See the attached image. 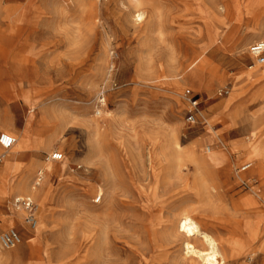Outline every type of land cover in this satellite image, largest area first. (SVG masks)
Returning <instances> with one entry per match:
<instances>
[{
    "label": "rangeland",
    "instance_id": "rangeland-1",
    "mask_svg": "<svg viewBox=\"0 0 264 264\" xmlns=\"http://www.w3.org/2000/svg\"><path fill=\"white\" fill-rule=\"evenodd\" d=\"M246 2L248 15L233 0H0V133L29 129L27 150L0 162V234L15 228L22 237L12 249L0 246V264H186L174 213L194 209L223 242L246 222L237 204L259 178L238 185L222 179L218 165L204 164L219 150L206 120L230 148L252 132L245 120L264 119V63L250 51L262 41L263 14L249 15L264 11V0ZM202 54L208 92L184 70ZM175 81L183 82L178 94ZM187 89L201 102L198 124L186 121ZM37 122L47 147L34 151ZM173 134L187 152L178 163ZM54 152L63 159L52 160ZM34 163L33 194L11 193L9 184ZM44 164L58 171L46 168L35 186ZM196 177L220 193L212 203L196 195ZM100 187L107 196L98 202ZM20 196L37 205L33 249L36 230L23 211L22 219L14 214ZM227 264H264V256Z\"/></svg>",
    "mask_w": 264,
    "mask_h": 264
},
{
    "label": "bare ground",
    "instance_id": "bare-ground-1",
    "mask_svg": "<svg viewBox=\"0 0 264 264\" xmlns=\"http://www.w3.org/2000/svg\"><path fill=\"white\" fill-rule=\"evenodd\" d=\"M233 1L235 3H237L239 6H241V8L245 12V14L248 15V13L246 11V7L249 5V3L246 2V0H233ZM241 3H242V5H241ZM263 12L264 11L257 13L256 11H252V13L249 14V15H253L255 17L256 16H258V17L262 16V14H263V16H262L263 22L261 23V25H259L263 28L262 41H264V13ZM142 17H143V15L141 13V14H138L137 18L141 19ZM256 62L258 64H262L257 59H256ZM186 66L187 67L184 70H186V71L190 70L191 71L189 76L191 78H193L194 80H196L198 88L204 92H208L209 87L206 84V78L210 76V68L207 66V59L203 56V54L196 57L190 64H188ZM176 77H178V76H176ZM172 84H173L172 92L174 94H178L179 93L178 89L181 88L183 82L175 81ZM11 99H14V97H12ZM22 104H24V103H22ZM222 105H223V103L221 102V103L217 104L216 106H214V109H219ZM31 112H35V109L33 107H31L30 113ZM13 114H15V113H13ZM14 118H15V115H14ZM27 120H29V118ZM245 121H249L252 124V126H253L252 132L250 133V135L247 139L237 137L235 139V141L232 142V146L229 148L221 140L219 133L217 134L216 132L213 131L211 122L206 120V122H208V125H209L207 135H209V137H211L212 139L217 141V144L219 145L218 146L219 150L213 152L211 154V156L204 162V164H206V165H218L219 168L221 169L222 179H224L226 176L230 177L231 179H234L235 183L238 185L239 184L242 185V183H243V184H247L249 186L250 182L253 183L252 181H254V178H256V177L259 178L260 186L253 187L252 185H250L251 192L249 194H247L244 197V199L237 204V206H238L237 209L239 210V213L246 215L247 220L245 223H242L239 221L235 225V227L232 228V232H231L232 234L229 237V239H227L225 242H223V241H220L218 238H215L214 236L211 235V233L209 232V229L207 227L208 221H206L205 219H201V218H198V219L195 218V216H197V214L195 213L194 209H192V208L184 209V207H185L184 206L183 207L184 210H180L179 212L174 213L173 214V220H171V223H172V227H174V229H175L174 232H176L177 234H180L183 237V242H182V245H183L182 247L184 250L183 261L186 264H227V262L229 261L230 258L233 259L234 261H238L240 258L245 259L248 255L255 256L257 258L260 257L261 255L264 256V234L262 233V229L259 228L260 226L258 224V222L264 223V138L263 139L260 138L264 132V128L262 125V123L264 122V119L262 120L261 118H259L257 116H251ZM31 123H29V124H31ZM238 124H239V122L236 123V125H238ZM244 127H246V126H244ZM240 129H242V128H240V127L235 128V132L237 133V135H238V133H240V131H241ZM26 131H27V129H26ZM26 131L24 132L20 129V131L11 130V132H9V134L12 135L16 139V142H15L14 146L11 148L12 151L10 152V154L6 155L7 158H10L12 156V154H14L17 150H26L28 148V146H27L28 141H27L26 137H28L27 133H28L29 129L27 132ZM44 134L45 133L40 129V127L38 126V122H37L35 131H34V138H33V144H34L33 150L34 151H38L42 147H47V142L45 140ZM167 134L168 133H166L165 135H167ZM172 137H174V138L172 140L173 143L171 144V156H172V159L178 163V161L182 158V156H184L187 152L184 150H181V146L179 145V143L176 139L177 136H175V134H173ZM259 140H261V144L258 146ZM164 141H165V139H164ZM166 141H168V140H166ZM166 143H168V142H166ZM135 145H137V144H135ZM208 151H209V153H211L210 148L208 149ZM163 153H164V151H163ZM8 161H9V159L7 160V163H8ZM48 163H50V162H48ZM36 166H38L36 163L32 164L29 167V170L27 171L26 174L22 175L19 178V180L14 181V182L9 184V190L11 193L22 192V191L28 192L29 191V193L33 194V192H34L33 188L29 189V186H28V182H29L28 178L30 177V176H28V174L32 173ZM107 166H108V170H109V167L111 165L110 166L107 165ZM12 167L6 165L5 169L11 170ZM177 167H180V166L178 165ZM14 168H16V166ZM46 168L49 170V173H54V172L58 171V167L56 165H52L49 167V164H44L43 168H40L38 170V174L43 175V173H44L43 169H46ZM16 170H18V169L16 168ZM206 180H205V178H202V177L201 178L200 177L195 178V184L197 186L196 195L199 196L200 199H204L205 202L212 203L213 200L216 199V197H218L220 195V193H217V191H216L217 189H216L214 184H213L214 185L213 186L210 183H208ZM224 181H226V180H224ZM95 189H97V188H95ZM219 189H221V188H219ZM102 190H103V192H101ZM98 192H99V196H100V201H101L103 196H105V197L107 196V193L105 192L103 187H100V189H98ZM39 194H40L39 191L34 193V195H36V196H38ZM102 200H104V199H102ZM181 207H182V205H181ZM13 208H15V207L13 206ZM16 210L17 211L14 212L15 216L18 217V219H22L23 214L20 213V211H23V210H21V209H16ZM23 213L26 215V213L24 211H23ZM102 215H103V213H102ZM96 220H97V218H96ZM149 224H151V223H149ZM142 225H144V224H142ZM40 226H41L40 223H39V225L37 224V227L34 229V230H36L35 235L30 237V247L32 249H33L34 245L37 244V242L40 238V235H39L40 234ZM164 226H166V225H164ZM254 227H256V229H254ZM97 230H99V229H97ZM168 238H169V236H168ZM171 238H173V236ZM176 242H178V241H176ZM166 244H167V242H166ZM5 258H6V256H5Z\"/></svg>",
    "mask_w": 264,
    "mask_h": 264
},
{
    "label": "built area",
    "instance_id": "built-area-1",
    "mask_svg": "<svg viewBox=\"0 0 264 264\" xmlns=\"http://www.w3.org/2000/svg\"><path fill=\"white\" fill-rule=\"evenodd\" d=\"M250 51L260 63H264V41L254 43L251 46ZM184 98L190 105V109L186 116L187 123L194 125L201 122V119L205 120L201 111V102L199 101L198 97L194 96L190 89H187L184 92ZM15 142L16 139L13 136L8 134H0V146L3 149V152L0 154V162H2L6 157L7 152L14 146ZM50 158L54 161H59L63 159V154L54 152L51 154ZM41 180L42 175L38 174L35 186L39 185ZM99 201L100 198L98 199V202ZM13 206L16 209H21L26 213L25 222L31 229H35L37 227V205L31 196L16 197L13 200ZM21 240L22 237L19 231L15 228H10L0 234V246L3 249H12L21 243Z\"/></svg>",
    "mask_w": 264,
    "mask_h": 264
},
{
    "label": "crops",
    "instance_id": "crops-1",
    "mask_svg": "<svg viewBox=\"0 0 264 264\" xmlns=\"http://www.w3.org/2000/svg\"><path fill=\"white\" fill-rule=\"evenodd\" d=\"M4 129V131H5V129L6 128H3ZM8 131H11V130H13V129H11V128H9V129H7ZM13 131H15V130H13ZM0 134H5L4 132L3 133H0ZM8 135H10V134H8ZM10 136H12V135H10ZM1 147V146H0ZM27 150V149H26ZM30 150H33V149H30ZM7 166H10V167H12V165H7ZM43 171H46L47 172V170L45 169H43Z\"/></svg>",
    "mask_w": 264,
    "mask_h": 264
}]
</instances>
